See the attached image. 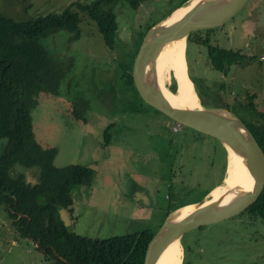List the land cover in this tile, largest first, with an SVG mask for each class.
I'll list each match as a JSON object with an SVG mask.
<instances>
[{"label":"rangeland","instance_id":"obj_1","mask_svg":"<svg viewBox=\"0 0 264 264\" xmlns=\"http://www.w3.org/2000/svg\"><path fill=\"white\" fill-rule=\"evenodd\" d=\"M72 1L0 0V11L22 19L62 12ZM156 1H143L139 11L128 3H117L119 29L113 48L105 45L96 24L81 11L80 39L68 42L69 35L58 32L42 40L58 63L70 66L61 94L40 96L32 111V124L41 144L58 149L56 165L82 163L94 168L89 182L72 189V229L86 237L106 238L147 228L157 231L179 208L175 207L209 198L206 194L227 176L228 154L215 137L183 125L173 130L177 123L149 105L126 81L124 72L138 53L146 35L144 28L157 23L175 4L159 0L150 8ZM257 1L247 0L223 25L210 31L197 30L192 35L203 31L201 35L210 36L212 44L245 55L226 73L210 63L208 46L192 37L186 40L187 71L210 106L227 102L246 115L242 107L248 105L249 94H254V107L264 114V14L257 9ZM170 72L165 73L169 76L168 88L172 82ZM78 99L87 102L86 110H81L88 111L90 122L73 115L74 100ZM113 122L116 125L109 131L110 142L105 145V125ZM15 168L23 171L30 182L37 180L38 167ZM139 186L146 191L138 193ZM257 223L250 222L249 213L243 211L194 228L181 241L186 248L200 246L208 257V252L218 251V247L229 252L230 247L223 245L238 243L235 239L246 240L249 234L264 237V220ZM255 228H259L260 235ZM239 249L229 258L234 263L228 264L260 261L252 263L253 259L248 258L239 262L232 258L242 252ZM187 261L196 264L193 250L186 254ZM0 264H52L30 238L19 236L1 205Z\"/></svg>","mask_w":264,"mask_h":264},{"label":"trees","instance_id":"obj_2","mask_svg":"<svg viewBox=\"0 0 264 264\" xmlns=\"http://www.w3.org/2000/svg\"><path fill=\"white\" fill-rule=\"evenodd\" d=\"M143 1L75 0L62 12L22 19L0 11V205L19 236L30 238L53 264H144L149 240L156 232L147 228L124 235L91 238L77 234L66 226L60 219L59 210L61 207L73 210L72 189L77 184L89 182L94 168L82 163L56 165L58 149L41 144L32 124V111L38 105L40 96L60 95L62 81L70 66L58 63L54 53L46 48L42 40L58 32L67 33L68 42L80 39L81 11L96 24L105 45L113 48L119 29L117 3H128L139 11ZM180 1L176 3L177 6L182 3ZM153 24L144 28L143 35ZM193 33L195 31L186 40ZM201 33L195 34L192 40L208 46L210 63L216 69L226 73L231 64L244 60L245 55L240 50L214 45L210 36ZM136 54L124 75L139 93L133 80ZM188 76L203 107L233 111L244 121L264 150V114L255 109L254 94H249L248 105L242 107L246 115L227 102L210 106L202 98L194 78L189 73ZM176 86V78L172 74L169 88L175 91ZM74 103L73 112L85 120L83 111L87 108V102L78 99ZM81 108H84L83 111ZM108 130L109 127L104 130L105 145L110 142ZM15 165L38 167L37 180L30 182ZM225 169L226 165L224 172ZM245 211L264 220V189L258 200Z\"/></svg>","mask_w":264,"mask_h":264},{"label":"water","instance_id":"obj_3","mask_svg":"<svg viewBox=\"0 0 264 264\" xmlns=\"http://www.w3.org/2000/svg\"><path fill=\"white\" fill-rule=\"evenodd\" d=\"M203 1L206 0H198L192 12L188 10L170 24H166L168 17L181 6L150 27L134 60V83L149 105L161 111L178 125L215 137L226 152L229 148L243 158L252 184L242 191H237V188L233 187L235 190L231 189L228 193L232 194L231 198L223 204L218 201L209 203L208 198L205 197L200 202L188 204L193 208L184 215L180 213V209L187 205L169 214L150 238L144 264H156L158 257L168 245L176 240L180 243L186 232L231 218L247 210L258 200L264 189V150L244 121L227 108L202 105L191 108L173 104L164 95L159 83L156 58L166 44L179 39H184L186 43V38L191 32L223 25L244 6L247 0H213L209 10L204 13L200 11ZM176 85H178L177 80ZM228 162L227 155L226 165ZM224 179L225 177L223 181ZM218 185L220 184L215 186ZM59 215L66 226L71 225L72 214L68 207H61Z\"/></svg>","mask_w":264,"mask_h":264},{"label":"bare ground","instance_id":"obj_4","mask_svg":"<svg viewBox=\"0 0 264 264\" xmlns=\"http://www.w3.org/2000/svg\"><path fill=\"white\" fill-rule=\"evenodd\" d=\"M198 0H190L187 4H183L180 8L175 10L167 19L166 24H170L184 15L188 10L193 11L194 4ZM213 0H206L201 3L200 11L203 13L208 11ZM185 42L184 39H179L166 44L159 52L156 58V70L159 77V83L164 95L173 102L185 107L199 106L198 96L194 90L193 82L188 76L186 62L184 59ZM174 74L178 81L177 89L172 91L167 86L168 75ZM228 170L227 176L222 184L216 186L209 194L208 202L218 201L221 204L225 203L227 199L231 198L232 194L229 191L235 189L242 191L249 188L252 184L251 176L243 158H240L236 153L228 148ZM224 183V184H223ZM234 189V190H235ZM193 208L192 205H187L180 209L182 215L186 214ZM182 249L180 243L176 240L160 254L156 264H181Z\"/></svg>","mask_w":264,"mask_h":264},{"label":"flooded vegetation","instance_id":"obj_5","mask_svg":"<svg viewBox=\"0 0 264 264\" xmlns=\"http://www.w3.org/2000/svg\"><path fill=\"white\" fill-rule=\"evenodd\" d=\"M153 2V0H151ZM159 1V0H158ZM150 4V8L153 6H156L157 2ZM163 2H173L174 1V6H172L168 11H166L164 14H168L170 13L172 10H174L175 8L179 7V6H183V4H186L187 2H189L190 0H182V3L179 4V6H177L176 3H178L180 0H161ZM181 2V1H180ZM186 2V3H185ZM257 9H260L261 13L264 14V0H258L257 1ZM177 6V7H176ZM162 14V15H164ZM252 27H253V23H252ZM134 80V79H133ZM140 94V93H139ZM141 95V94H140ZM84 114V118H81L79 116H76L75 113L73 112V115L79 119V120H83L84 123L90 122L89 118H88V111L87 112H83ZM116 123H109L105 125V128L109 127L108 132H111V129H113V127H115ZM105 130V129H104ZM104 132V131H103ZM228 167V166H227ZM250 215V214H249ZM73 218H71L72 220ZM261 218L259 217H253L250 216V222L255 223L256 226L258 225V221ZM74 221V220H73ZM257 221V222H256ZM73 222H71V225L68 227L72 228ZM259 229V228H258ZM257 228H255V231L258 232ZM73 230V229H72ZM260 235V234H259ZM182 240V238H181ZM180 240V246L182 249V261L181 264H191L190 262H186V254L191 252V250H193L194 255L197 257V262L196 264H228L229 262H233V260H230L229 258L231 257V253L236 251V249H239V252L242 251L239 255L232 257L237 259L239 262H242V260L246 261L248 258H252L253 262L255 263L257 260H260L257 264H264V237L260 235V237H256L255 234H249V238H247L246 240L243 239H235L236 242L238 241V243L233 242L232 244H224V247H230V251L229 252H224L222 249H220L218 247V251L217 250H212L208 252V257H206L203 253L202 248H200V246L196 245L194 248H189V247H185V245L182 243V241ZM245 250V252H244ZM51 263L53 264V261L50 260Z\"/></svg>","mask_w":264,"mask_h":264},{"label":"crops","instance_id":"obj_6","mask_svg":"<svg viewBox=\"0 0 264 264\" xmlns=\"http://www.w3.org/2000/svg\"><path fill=\"white\" fill-rule=\"evenodd\" d=\"M137 190L139 191L138 193L141 194V193L144 192L143 190H145V189H143L142 186H139V187H137ZM145 191H146V190H145Z\"/></svg>","mask_w":264,"mask_h":264},{"label":"built area","instance_id":"obj_7","mask_svg":"<svg viewBox=\"0 0 264 264\" xmlns=\"http://www.w3.org/2000/svg\"><path fill=\"white\" fill-rule=\"evenodd\" d=\"M179 129V125L176 124L175 126H173V130L177 131Z\"/></svg>","mask_w":264,"mask_h":264}]
</instances>
